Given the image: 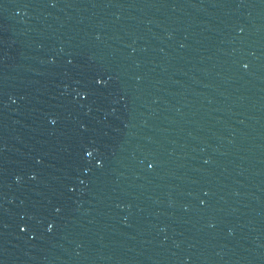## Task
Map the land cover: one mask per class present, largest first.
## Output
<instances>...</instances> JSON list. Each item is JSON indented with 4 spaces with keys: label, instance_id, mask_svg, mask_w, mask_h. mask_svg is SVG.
Instances as JSON below:
<instances>
[{
    "label": "water",
    "instance_id": "obj_1",
    "mask_svg": "<svg viewBox=\"0 0 264 264\" xmlns=\"http://www.w3.org/2000/svg\"><path fill=\"white\" fill-rule=\"evenodd\" d=\"M0 264H264V0H0Z\"/></svg>",
    "mask_w": 264,
    "mask_h": 264
},
{
    "label": "snow or ice",
    "instance_id": "obj_2",
    "mask_svg": "<svg viewBox=\"0 0 264 264\" xmlns=\"http://www.w3.org/2000/svg\"><path fill=\"white\" fill-rule=\"evenodd\" d=\"M84 154L85 155H91V153H89V152H87V150L85 149L84 150ZM149 167H151V165H149ZM57 211H59V209H57ZM27 228H28V225H23L21 228H20V230L22 231V232H24V231H26L27 230ZM49 229H51V225H49Z\"/></svg>",
    "mask_w": 264,
    "mask_h": 264
}]
</instances>
